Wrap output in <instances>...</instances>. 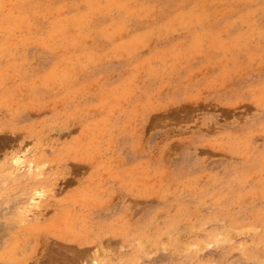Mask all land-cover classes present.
Listing matches in <instances>:
<instances>
[{
	"label": "rangeland",
	"instance_id": "obj_1",
	"mask_svg": "<svg viewBox=\"0 0 264 264\" xmlns=\"http://www.w3.org/2000/svg\"><path fill=\"white\" fill-rule=\"evenodd\" d=\"M0 264H264V0H0Z\"/></svg>",
	"mask_w": 264,
	"mask_h": 264
},
{
	"label": "bare ground",
	"instance_id": "obj_2",
	"mask_svg": "<svg viewBox=\"0 0 264 264\" xmlns=\"http://www.w3.org/2000/svg\"><path fill=\"white\" fill-rule=\"evenodd\" d=\"M84 250H85V249H84ZM87 252H89V251L87 250V251H85V252H83V253H85V254L87 255V254H88ZM79 254H80V253H79ZM80 255L83 256V254H80ZM89 256H90V255H89ZM78 257H80V256H78ZM86 258H87V257L85 256V258H83V259H84V260H83V259L80 257V259H82L84 262H85V259H86ZM92 259H93V258H92ZM89 260H90V259H89ZM96 260H97V258H96ZM86 261H88V259H87ZM90 261H91V260H90ZM91 262H92V261H91ZM91 262H90V263H91ZM85 263H86V262H85Z\"/></svg>",
	"mask_w": 264,
	"mask_h": 264
}]
</instances>
